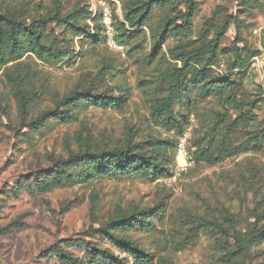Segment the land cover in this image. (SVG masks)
Here are the masks:
<instances>
[{"label":"trees","instance_id":"trees-1","mask_svg":"<svg viewBox=\"0 0 264 264\" xmlns=\"http://www.w3.org/2000/svg\"><path fill=\"white\" fill-rule=\"evenodd\" d=\"M2 1L0 69L18 67L29 58L50 66L74 64L77 61L74 38L105 45L101 10L95 14L84 0H77L70 8L71 0H50V5L38 0L33 8L30 0L24 4L16 0ZM115 1L111 0V3ZM185 1L184 8H181L177 0H122V18L117 16L114 8L112 15L116 37L127 47L126 54L105 46L121 59L132 58L142 53L145 47L133 40L147 35L148 30L151 51L143 56L142 62L149 66L155 64L156 75L151 79H141L138 84L149 89V116L162 128L178 136L183 134L190 116H197L205 132L193 143L196 164H216L239 150L260 151L263 149L264 126L259 128L254 110L261 98L248 97L245 89L247 68L257 52L246 54L238 42L232 47L222 46L223 36L238 20L233 14H226L220 22L222 10H216L207 27L193 37L197 6L194 0ZM242 2L247 10L263 7L260 0ZM34 10L41 12L33 13ZM172 37L178 38L179 43L167 54H161V45ZM223 58H227V63L225 72H220L218 69ZM114 71H118L114 61L104 62L87 86L68 89L58 97L53 107L37 114H33L32 109L39 91L27 88L21 76L16 78L7 74L12 79L21 123L13 128L14 133L31 141L35 134H44L58 124L77 122L79 116L92 107L124 110L131 97L129 88H121L116 94L115 88L108 89L106 86L104 89L105 80ZM210 99L219 100L226 109L223 112L213 111L209 118L202 119L197 107ZM248 128L254 130L249 139L234 147V135ZM126 129L124 140L113 147L96 146L88 140H79L78 135L75 143L67 142L66 153H49L47 166H37L20 178L16 193L22 190L48 192L105 179L153 180L168 175L176 144L159 138L140 141L136 139V131L132 127L126 126ZM167 209L161 203L143 208L119 207L98 228L94 227L91 232L109 241L118 254L85 239L67 242V246L83 247L87 259L77 257L59 244L53 247L51 253L60 260V264H158L157 253L142 246L134 231L130 230L156 233L158 226L153 217L162 222L168 220L172 216ZM253 211L244 222L237 221L229 209L217 217L195 216L194 221L181 232L176 249L185 250L201 233H207L220 252L221 264L251 263L253 248L264 242V210L257 206ZM25 225L23 216H20L0 227V234H8Z\"/></svg>","mask_w":264,"mask_h":264},{"label":"rangeland","instance_id":"rangeland-1","mask_svg":"<svg viewBox=\"0 0 264 264\" xmlns=\"http://www.w3.org/2000/svg\"><path fill=\"white\" fill-rule=\"evenodd\" d=\"M25 1L27 0H16L19 4H24ZM30 1L32 8L38 2ZM76 1L71 0L68 7ZM103 1L122 18V0H116L114 4L111 0L83 2L95 13L101 10ZM194 1L197 11L193 20V37L207 27L216 10H222L220 22L226 14H233L238 18L223 36L222 46L232 47L238 42L241 48L244 47L246 54L257 52L247 68L245 89L248 97L261 98L254 114L257 116L259 128L263 127L264 0H260L263 7L248 10L242 0ZM185 2L177 0L181 8H184ZM0 3L4 4L2 0ZM43 3L50 5L51 2L43 0ZM37 12L41 11H33ZM146 32L147 35H140L133 40L145 47L142 53L132 58L128 56V59H121L101 43L81 42L74 38L75 56L77 55L74 64L50 66L29 58L18 67L0 69V227L20 216H23L26 223L24 227L8 234H0V264H60V260L51 253L56 244L63 245L65 250L69 249L77 257L87 259L83 247L67 246V242L79 239L110 248L118 254L109 241L93 234L92 229L98 228L119 207L143 208L157 203L166 205L168 214L172 217L163 222L153 217L158 226V231L154 234L130 231H134L135 238L142 246L157 253L160 259L158 264H221L220 252L214 245V239L207 233H201L185 250H177L181 232L194 221L195 216L217 217L229 209L235 214L237 221L244 222L251 217L255 207L264 210V142L263 149L257 152L239 150L237 154L216 164H196L193 143L205 132V127L198 122L197 116H190V122L184 130L188 133V158L179 152L178 146L183 134L178 136L165 130L150 118L147 102L149 89L138 84L139 80L151 79L156 75L155 64L149 66L142 62L143 56L151 51L147 29ZM177 43L179 39L175 37L166 40L161 45V54H167ZM226 59L223 58L218 69L220 72H225ZM112 61L118 71L109 74L103 86L104 89L106 86L108 89L115 88V94L121 88H129L131 97L124 110L92 107L83 112L77 122L58 124L44 134H35L31 141L14 133L13 128L21 123L11 85L12 79L7 74L21 76L27 88L39 91L32 109L33 114H37L43 109L53 107L58 97L68 89L87 86L89 79L97 75L99 67L104 62ZM197 109L202 119H205L213 111L223 112L226 108L219 100L210 99L199 104ZM126 126L136 131L137 140L159 138L176 144L168 175L153 180L105 179L48 192L22 190L16 193L20 178L37 166H47L49 153H66L67 142L75 143L78 135L79 140H88L96 146L113 147L124 140ZM24 130L28 131L26 128ZM253 132L252 128L237 132L232 139L233 146L239 147ZM253 256L252 262L248 264H264V242L253 248Z\"/></svg>","mask_w":264,"mask_h":264},{"label":"built area","instance_id":"built-area-1","mask_svg":"<svg viewBox=\"0 0 264 264\" xmlns=\"http://www.w3.org/2000/svg\"><path fill=\"white\" fill-rule=\"evenodd\" d=\"M101 6L102 8H101L100 18L104 27L103 33L105 35V45L108 46L110 49L125 55L126 47L124 46V44L119 42V40L116 37L117 30L113 23V15H112L111 7L105 1L102 2ZM95 14H97V12H95ZM187 139H188V133L184 132L183 138L180 140L178 147L180 154H183L185 157L188 158L190 156V153L186 145Z\"/></svg>","mask_w":264,"mask_h":264}]
</instances>
